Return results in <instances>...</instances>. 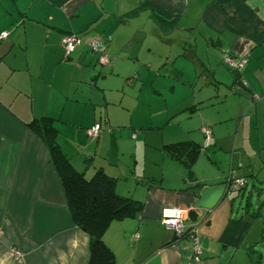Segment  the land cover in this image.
Listing matches in <instances>:
<instances>
[{
    "label": "crops",
    "instance_id": "0c3cea01",
    "mask_svg": "<svg viewBox=\"0 0 264 264\" xmlns=\"http://www.w3.org/2000/svg\"><path fill=\"white\" fill-rule=\"evenodd\" d=\"M2 32L0 264L88 261V234L28 126L40 118L75 171L100 169L142 203L102 235L115 264H192L189 237L161 223L175 205L199 235L197 264H264V0H0ZM69 33L81 40L66 56ZM182 141L200 148L190 175L166 149ZM231 170L243 191L228 188Z\"/></svg>",
    "mask_w": 264,
    "mask_h": 264
},
{
    "label": "trees",
    "instance_id": "16d2710c",
    "mask_svg": "<svg viewBox=\"0 0 264 264\" xmlns=\"http://www.w3.org/2000/svg\"><path fill=\"white\" fill-rule=\"evenodd\" d=\"M28 126L48 148L50 158L60 175L66 207L73 222L88 234L87 264H115L114 254L103 242L102 235L111 221L135 216L142 208V203L117 194L115 179L100 169L89 179L83 173L75 171L57 146V132L49 118L35 119ZM166 149L172 157L182 162L190 175L200 151L199 146L190 141H182L169 144ZM244 183L241 186L229 184L228 188L235 186L241 192Z\"/></svg>",
    "mask_w": 264,
    "mask_h": 264
},
{
    "label": "built area",
    "instance_id": "2783aa9c",
    "mask_svg": "<svg viewBox=\"0 0 264 264\" xmlns=\"http://www.w3.org/2000/svg\"><path fill=\"white\" fill-rule=\"evenodd\" d=\"M7 36V32H2L0 34V38H4ZM80 37L75 33H69L64 35L61 40V45L63 50L65 51L66 56L70 55L75 47L80 43ZM89 49L91 52L97 53V63L99 65H108L111 61L110 57L104 51V43L98 38L94 37L89 42ZM222 61L225 65L229 66L234 70H239L245 60L241 58L238 62L233 59L230 54H224ZM101 130V126L99 123H95L92 127L87 130L88 135L91 138H97L99 136ZM233 170H231L226 178L227 185L234 183L236 186H241L244 183L243 177L234 178L232 176ZM189 209L183 205H175L171 207H165L163 209V216L161 218V223L164 224L167 228H170L176 238H179L183 235H187L190 239L191 243V262L192 264H197L200 260L202 254V248L199 241V235L195 228H190L185 232L184 228V218L188 213Z\"/></svg>",
    "mask_w": 264,
    "mask_h": 264
},
{
    "label": "rangeland",
    "instance_id": "374dc122",
    "mask_svg": "<svg viewBox=\"0 0 264 264\" xmlns=\"http://www.w3.org/2000/svg\"><path fill=\"white\" fill-rule=\"evenodd\" d=\"M256 188H259V184L256 183L255 185ZM255 202V199H253V203Z\"/></svg>",
    "mask_w": 264,
    "mask_h": 264
}]
</instances>
